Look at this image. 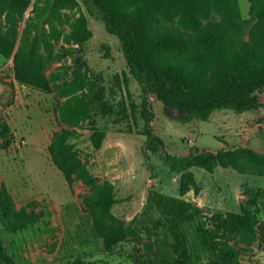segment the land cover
<instances>
[{"label": "trees", "instance_id": "16d2710c", "mask_svg": "<svg viewBox=\"0 0 264 264\" xmlns=\"http://www.w3.org/2000/svg\"><path fill=\"white\" fill-rule=\"evenodd\" d=\"M77 0H35L19 35V22L31 0H0V54L13 55L14 77L22 85L49 92L62 99L57 107L58 122L63 127L51 137L50 157L66 177L81 181L93 189L82 198L97 237L105 250L106 237L101 221L116 222L111 214L114 185L98 184L71 143L95 111L107 107L96 77L85 73L70 76L65 70H50L54 62L80 52L91 36L87 16L67 14ZM97 9L105 30L119 39L131 78L142 92L141 118L147 151H161L173 171L184 173L180 194L190 190L192 167L213 173L218 167L231 168L239 174L264 178V150L250 145L220 149L191 146L177 155L166 149L155 134L152 99L184 114L179 121H207L214 111L229 110L243 114L262 106L258 96L264 92V37L251 33L245 38L248 22L240 19L235 0H84ZM213 14L217 22L203 25ZM57 44H60L56 47ZM71 45H75L71 46ZM1 148L11 143V130L0 124ZM106 132L94 129L90 140L100 149ZM152 173V166L148 167ZM185 179V180H184ZM147 201L164 219L165 237L158 248V264H246L228 239L264 243V224L250 205L239 212H228L221 228L208 226L207 215L195 203L152 189ZM43 211L27 204L17 209L10 193L0 191V222L10 233L42 220ZM128 229V228H126ZM0 264H18L0 238ZM72 264H93L77 259Z\"/></svg>", "mask_w": 264, "mask_h": 264}, {"label": "rangeland", "instance_id": "374dc122", "mask_svg": "<svg viewBox=\"0 0 264 264\" xmlns=\"http://www.w3.org/2000/svg\"><path fill=\"white\" fill-rule=\"evenodd\" d=\"M34 1L19 22V35ZM77 1L66 13L82 11L92 36L79 53L52 63L50 70L96 77L103 90L107 107L95 111L71 143L98 184L107 181L114 185L116 203L110 209L116 222H100L106 237L104 250L86 225L88 209L82 198L91 196L93 189L73 177L67 182L50 157L51 137L63 127L57 112L62 99L52 91H40L15 80L13 55L18 36L12 54L8 58L0 54V124L6 123L11 130L6 149L1 148L0 133V191L10 193L17 209L30 204L44 216L16 233L8 232L0 222V238L8 253L18 264H72L77 259L93 264H158L165 228L164 219L147 201L150 189L195 203L207 215L208 226L221 228L225 214L239 212L241 205H250L264 224V178L239 174L231 168L218 167L209 173L192 167L186 173L190 190L182 196L184 173L173 171L161 151H147V164L141 88L125 66L119 39L105 30L97 9L92 3ZM235 6L240 19L248 22L245 38L251 33L264 37V0H235ZM217 21L213 14L202 23ZM3 31L0 37L4 38ZM257 97L262 104L257 110L243 114L214 111L207 121L187 123L179 121L184 117L182 112L152 99V126L166 149L177 155L193 145L199 149L250 145L264 150V92ZM94 129L106 132L100 149L90 140ZM228 243L242 262L264 264V243L260 240L247 242L234 237Z\"/></svg>", "mask_w": 264, "mask_h": 264}, {"label": "crops", "instance_id": "0c3cea01", "mask_svg": "<svg viewBox=\"0 0 264 264\" xmlns=\"http://www.w3.org/2000/svg\"><path fill=\"white\" fill-rule=\"evenodd\" d=\"M86 223H87L86 225H87L89 231H91L92 235H94L93 237H96L98 239V241L101 243V246H102L101 239L99 237H97V234H96V232L94 230L93 223H92V220H91V217H90L89 213H88V216H87Z\"/></svg>", "mask_w": 264, "mask_h": 264}]
</instances>
